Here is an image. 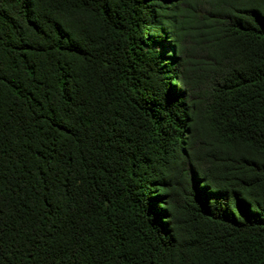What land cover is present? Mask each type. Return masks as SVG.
<instances>
[{
  "label": "trees",
  "instance_id": "16d2710c",
  "mask_svg": "<svg viewBox=\"0 0 264 264\" xmlns=\"http://www.w3.org/2000/svg\"><path fill=\"white\" fill-rule=\"evenodd\" d=\"M0 264H264V0H0Z\"/></svg>",
  "mask_w": 264,
  "mask_h": 264
},
{
  "label": "rangeland",
  "instance_id": "374dc122",
  "mask_svg": "<svg viewBox=\"0 0 264 264\" xmlns=\"http://www.w3.org/2000/svg\"><path fill=\"white\" fill-rule=\"evenodd\" d=\"M166 46H167L166 43H164V47H165L164 49H163V47H161L160 45H155V48H156V49H163L164 52H166V53H170V49L167 48ZM159 47H160V48H159Z\"/></svg>",
  "mask_w": 264,
  "mask_h": 264
}]
</instances>
